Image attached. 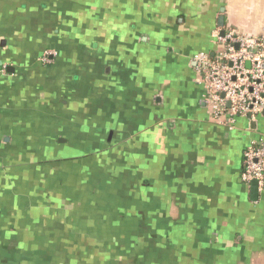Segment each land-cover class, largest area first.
I'll return each mask as SVG.
<instances>
[{"label":"crops","instance_id":"0c3cea01","mask_svg":"<svg viewBox=\"0 0 264 264\" xmlns=\"http://www.w3.org/2000/svg\"><path fill=\"white\" fill-rule=\"evenodd\" d=\"M222 30L264 0H0V264H264V114L212 120L193 60Z\"/></svg>","mask_w":264,"mask_h":264},{"label":"built area","instance_id":"2783aa9c","mask_svg":"<svg viewBox=\"0 0 264 264\" xmlns=\"http://www.w3.org/2000/svg\"><path fill=\"white\" fill-rule=\"evenodd\" d=\"M213 37L214 53L201 52L193 60L212 120L233 130L237 118L255 121L264 114V35L226 30ZM51 57L46 53L43 61ZM242 180L257 181L264 190V138L245 150Z\"/></svg>","mask_w":264,"mask_h":264},{"label":"water","instance_id":"95a60500","mask_svg":"<svg viewBox=\"0 0 264 264\" xmlns=\"http://www.w3.org/2000/svg\"><path fill=\"white\" fill-rule=\"evenodd\" d=\"M224 24H225L224 17L221 16L219 18V26L221 28H224ZM224 33H225V30H222L221 34L224 35ZM250 184H251V190H252L253 199H256L257 196H258V189H259L258 182L257 181H252Z\"/></svg>","mask_w":264,"mask_h":264}]
</instances>
